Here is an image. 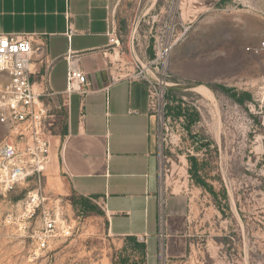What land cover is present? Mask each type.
Segmentation results:
<instances>
[{
  "label": "rangeland",
  "instance_id": "rangeland-1",
  "mask_svg": "<svg viewBox=\"0 0 264 264\" xmlns=\"http://www.w3.org/2000/svg\"><path fill=\"white\" fill-rule=\"evenodd\" d=\"M115 15L118 70L133 61L126 55L132 38L141 55L168 15L179 27V39L159 66L172 121L171 134L161 136L160 183L167 193H187L189 213L184 225H174L175 238L184 241L173 244L174 257L167 255L172 238L165 222L160 264H264V56L246 51L264 28V0H117ZM146 52L152 57L151 48ZM193 112L197 121L189 123ZM7 134L0 124V142ZM187 156L203 164L216 199L193 183ZM33 190L61 198L74 224L70 237L37 254L29 236L35 221L20 215ZM108 228L102 210L63 190L50 160L40 182L30 179L0 193V264H147L145 252ZM149 247V264H157Z\"/></svg>",
  "mask_w": 264,
  "mask_h": 264
},
{
  "label": "crops",
  "instance_id": "crops-1",
  "mask_svg": "<svg viewBox=\"0 0 264 264\" xmlns=\"http://www.w3.org/2000/svg\"><path fill=\"white\" fill-rule=\"evenodd\" d=\"M116 4L117 0H0V33L43 35L44 58L36 55L32 62L37 92L45 86L63 90L68 66L84 71L88 91L71 96L69 114L61 116L50 138L52 167L67 194L104 200L112 235L122 241L146 236V262L151 243L160 264L157 121L148 107L146 85L117 69L116 56L122 52L111 41L117 37ZM132 42L133 38L126 55L133 59L137 52ZM188 200L187 193L166 192L171 257L176 256L173 244L184 242L182 235L175 238L173 233L174 225L186 223Z\"/></svg>",
  "mask_w": 264,
  "mask_h": 264
},
{
  "label": "built area",
  "instance_id": "built-area-1",
  "mask_svg": "<svg viewBox=\"0 0 264 264\" xmlns=\"http://www.w3.org/2000/svg\"><path fill=\"white\" fill-rule=\"evenodd\" d=\"M168 16L163 24H157L154 34H151V45L148 43L143 47L142 56L137 53L130 66L123 70L124 77L142 81L146 85L148 107L157 121L159 176L160 145L165 141L161 136L172 130L171 116L166 115L168 83L159 66L167 60L179 39L177 22L172 15ZM180 26L186 31L183 25ZM111 41L119 44L117 37L111 38ZM45 46L43 35L38 33H0V124L8 129L7 136L0 142V193L3 194L30 179L40 182L51 160L50 138L55 134L61 116L69 114L71 96L74 93L83 96L90 85L83 70L68 66L63 90L54 91L45 86L41 92H37L33 87L32 62L36 55L44 58ZM147 48H151L152 57L147 55ZM246 51L264 56V28L256 45L247 46ZM71 58L72 54L68 52L65 55L68 64ZM118 78L120 76L112 77V82ZM179 119L182 121V116ZM87 198L100 210L106 211L104 200ZM165 206L166 189L160 185L157 191L159 251L164 248L166 240ZM20 215L29 222L35 221L29 236L34 242L36 254L48 250L53 240L66 239L74 231L73 222L64 214L62 199L48 198L38 190L28 192ZM138 240L145 242L146 236Z\"/></svg>",
  "mask_w": 264,
  "mask_h": 264
},
{
  "label": "trees",
  "instance_id": "trees-1",
  "mask_svg": "<svg viewBox=\"0 0 264 264\" xmlns=\"http://www.w3.org/2000/svg\"><path fill=\"white\" fill-rule=\"evenodd\" d=\"M179 108V107H177ZM198 118V114L193 112L191 115L187 114V119L189 123L196 122ZM187 160L189 162L188 173L190 175L193 183L205 190H207L213 197L217 196V193L214 191L211 184L206 182L205 177L201 174V169L203 168V164L198 161V158L195 156H187ZM86 208V202H82ZM128 240L133 241L135 247L140 249L141 252H145V245L143 242L137 241L134 237H128Z\"/></svg>",
  "mask_w": 264,
  "mask_h": 264
},
{
  "label": "bare ground",
  "instance_id": "bare-ground-1",
  "mask_svg": "<svg viewBox=\"0 0 264 264\" xmlns=\"http://www.w3.org/2000/svg\"><path fill=\"white\" fill-rule=\"evenodd\" d=\"M38 90V89H37Z\"/></svg>",
  "mask_w": 264,
  "mask_h": 264
}]
</instances>
